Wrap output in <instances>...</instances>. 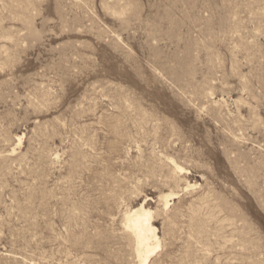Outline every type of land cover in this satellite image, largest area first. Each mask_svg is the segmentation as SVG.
<instances>
[{
  "label": "rangeland",
  "instance_id": "1",
  "mask_svg": "<svg viewBox=\"0 0 264 264\" xmlns=\"http://www.w3.org/2000/svg\"><path fill=\"white\" fill-rule=\"evenodd\" d=\"M142 207L147 264H264V0H0V264H142Z\"/></svg>",
  "mask_w": 264,
  "mask_h": 264
},
{
  "label": "bare ground",
  "instance_id": "2",
  "mask_svg": "<svg viewBox=\"0 0 264 264\" xmlns=\"http://www.w3.org/2000/svg\"><path fill=\"white\" fill-rule=\"evenodd\" d=\"M179 170H182L181 167H177ZM172 197L171 195L165 196L163 199L165 200V206L166 208L169 206V198ZM144 212L143 207L141 210L136 211L126 217V226L131 233V235L134 237L137 243V254L141 260L142 264H147L148 260L152 257V255L157 251L159 248V243H156V245H152L150 241L155 240V242L158 240L156 231L154 227L152 226L150 219L147 218L146 222H142L139 217V212Z\"/></svg>",
  "mask_w": 264,
  "mask_h": 264
}]
</instances>
